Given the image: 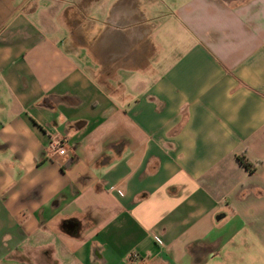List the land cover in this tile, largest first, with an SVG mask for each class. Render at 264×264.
Instances as JSON below:
<instances>
[{
    "label": "crops",
    "instance_id": "0c3cea01",
    "mask_svg": "<svg viewBox=\"0 0 264 264\" xmlns=\"http://www.w3.org/2000/svg\"><path fill=\"white\" fill-rule=\"evenodd\" d=\"M0 264H264V0H0Z\"/></svg>",
    "mask_w": 264,
    "mask_h": 264
},
{
    "label": "built area",
    "instance_id": "2783aa9c",
    "mask_svg": "<svg viewBox=\"0 0 264 264\" xmlns=\"http://www.w3.org/2000/svg\"><path fill=\"white\" fill-rule=\"evenodd\" d=\"M59 143H60V142H59L58 140H56V141L50 143L49 147H50L51 149H52V148H56V149H58V152H59V153L63 154V153H64V149L59 147ZM137 258H138V254H137L136 252H133V251L129 252V253L126 255V259H127L128 261H135Z\"/></svg>",
    "mask_w": 264,
    "mask_h": 264
}]
</instances>
